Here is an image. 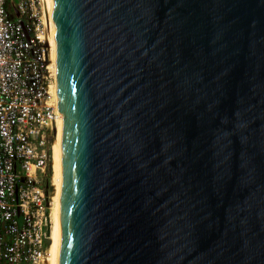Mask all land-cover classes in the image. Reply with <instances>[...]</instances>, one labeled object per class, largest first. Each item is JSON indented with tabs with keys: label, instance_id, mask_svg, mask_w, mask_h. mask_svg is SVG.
Listing matches in <instances>:
<instances>
[{
	"label": "water",
	"instance_id": "1",
	"mask_svg": "<svg viewBox=\"0 0 264 264\" xmlns=\"http://www.w3.org/2000/svg\"><path fill=\"white\" fill-rule=\"evenodd\" d=\"M53 21L60 264H264V0H53Z\"/></svg>",
	"mask_w": 264,
	"mask_h": 264
},
{
	"label": "built area",
	"instance_id": "2",
	"mask_svg": "<svg viewBox=\"0 0 264 264\" xmlns=\"http://www.w3.org/2000/svg\"><path fill=\"white\" fill-rule=\"evenodd\" d=\"M45 27L41 0H0V264H44L49 243L47 171L61 113Z\"/></svg>",
	"mask_w": 264,
	"mask_h": 264
},
{
	"label": "bare ground",
	"instance_id": "3",
	"mask_svg": "<svg viewBox=\"0 0 264 264\" xmlns=\"http://www.w3.org/2000/svg\"><path fill=\"white\" fill-rule=\"evenodd\" d=\"M48 10L45 8V0H41L43 15L46 22L45 32L46 38L49 41L50 57H49V70L53 73L54 81L51 89L54 94V100L59 110L60 117L57 121L56 132L51 141V175L50 185L52 186L50 203H49V215H50V232L49 243L47 246V252L44 257V264H60V235L62 229V217L60 213V195H61V182L64 168V116L62 111L63 106V93H62V80L60 75L58 55L56 50V40L54 32L53 21V0H46ZM55 45V46H54ZM49 184V183H48Z\"/></svg>",
	"mask_w": 264,
	"mask_h": 264
},
{
	"label": "rangeland",
	"instance_id": "4",
	"mask_svg": "<svg viewBox=\"0 0 264 264\" xmlns=\"http://www.w3.org/2000/svg\"><path fill=\"white\" fill-rule=\"evenodd\" d=\"M45 8L46 10H48V5H47V1L45 0ZM51 175V169H50V166H49V169L47 171V177H49ZM49 189L52 190V186L50 185V178H49Z\"/></svg>",
	"mask_w": 264,
	"mask_h": 264
}]
</instances>
